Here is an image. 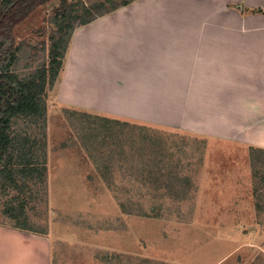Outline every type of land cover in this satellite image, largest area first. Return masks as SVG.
Listing matches in <instances>:
<instances>
[{
    "label": "rangeland",
    "instance_id": "rangeland-1",
    "mask_svg": "<svg viewBox=\"0 0 264 264\" xmlns=\"http://www.w3.org/2000/svg\"><path fill=\"white\" fill-rule=\"evenodd\" d=\"M58 7L52 0L13 29L21 50L12 72L25 78L44 69L46 113L11 122L14 165L30 150L39 171L24 174L20 165L17 175H0V225L45 233L54 264H193L189 248L227 242L212 234L213 226L231 223L240 243L219 258L232 254L226 264H264V151L59 103L53 58L62 51L65 57L70 28L82 13L62 21ZM234 163L251 168L249 185L234 184L242 189L231 202L205 203L227 187L219 175Z\"/></svg>",
    "mask_w": 264,
    "mask_h": 264
},
{
    "label": "crops",
    "instance_id": "crops-1",
    "mask_svg": "<svg viewBox=\"0 0 264 264\" xmlns=\"http://www.w3.org/2000/svg\"><path fill=\"white\" fill-rule=\"evenodd\" d=\"M62 64L63 105L264 151V0H136L74 29ZM229 165L205 203L249 185L251 168ZM230 224L213 226L227 242L196 244L189 261L228 263L221 253L240 243ZM50 252L46 235L0 225V264H54Z\"/></svg>",
    "mask_w": 264,
    "mask_h": 264
},
{
    "label": "trees",
    "instance_id": "trees-1",
    "mask_svg": "<svg viewBox=\"0 0 264 264\" xmlns=\"http://www.w3.org/2000/svg\"><path fill=\"white\" fill-rule=\"evenodd\" d=\"M50 1L52 0H0V175L4 179L17 175L21 171V168H18L20 165L24 166V174H33L39 171L35 164L31 162L33 152L30 150H24V162L18 166L14 165L16 158L9 152L11 143L9 127L13 119L21 116L35 120L42 119L46 113L44 69L25 78H19L12 72V68L17 61V54L21 50L20 44H16L14 40L13 29L38 7ZM58 1L59 7L56 14L62 21L74 19L72 15L77 14L79 11L82 13L81 16H76L81 22L76 27H69L71 31L68 37L70 38L77 27L84 26L136 0H123L122 2L103 0L91 6L85 5L82 1L73 3L67 0ZM257 12L260 13L261 11ZM54 24L58 27L61 26L58 22ZM59 30L61 31V28ZM69 38L68 41H70ZM67 44L65 45L66 49ZM64 53L65 51H62L60 56L56 54L53 58L57 64V70H54L52 76L53 81L56 80L63 67ZM43 122L45 124V121ZM6 227L40 236L46 235L45 233H36L29 228L22 227L20 224Z\"/></svg>",
    "mask_w": 264,
    "mask_h": 264
}]
</instances>
